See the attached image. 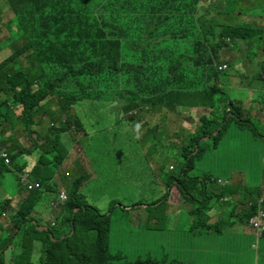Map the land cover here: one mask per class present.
I'll list each match as a JSON object with an SVG mask.
<instances>
[{
	"label": "trees",
	"instance_id": "1",
	"mask_svg": "<svg viewBox=\"0 0 264 264\" xmlns=\"http://www.w3.org/2000/svg\"><path fill=\"white\" fill-rule=\"evenodd\" d=\"M7 1L11 19L5 28L16 33H8L1 43L24 42L13 48L10 57L0 60V177L11 168L22 172L27 165L16 164L18 157L38 151V164L32 171L40 189L21 201L19 208H14L10 198L0 201V264H116L115 258H124L110 252V213H100L77 194L86 182V173L74 182L61 217L48 225L35 218L47 215V219L41 217L47 221L52 216L40 214L36 206L44 184L69 155L61 143L63 134H79L85 129L79 108L119 109L131 113L126 118L129 122L137 113L146 118L145 114L152 117L158 111L178 108L210 109L208 116L201 117V130L182 146L180 171L164 178V195L152 204L135 203L132 208L145 209L150 215L153 210L160 212L168 203L170 189L176 187L184 200L195 206L190 212L194 217L188 238L191 258L199 255L198 239L211 237L232 242L231 253L227 247L219 254L225 258L238 255L231 238L235 219L249 225L258 210L264 211L260 190L193 173L198 159L211 146L203 138L217 141L230 122L239 128L253 125L245 106L230 101L225 86L219 84L220 78L225 83L231 80L225 73L236 66L235 60L247 71L258 63L264 74V26L234 24L229 16V12L232 17L236 12L247 14L250 0ZM252 6L262 9L263 15V0ZM3 19L4 9L0 8V22ZM230 48H237L240 55L228 58L223 63L228 69L220 71L221 54ZM258 79L264 81V75ZM243 83L237 82L238 87L255 92L250 98L258 113L251 112L263 126L259 113L264 106V88L253 90ZM235 107L237 112L232 109ZM151 124L155 132L159 124ZM17 132L27 137L31 148H17ZM33 135L40 136V142ZM91 141L88 132L79 141L86 145L81 157L88 163L92 160L85 149ZM197 188L205 191L204 196ZM239 188L245 202L248 194L252 197L250 204L243 202L246 208L240 216L234 215L235 209L229 214L214 211L218 205L225 207L226 198ZM58 225L63 230L60 235L55 234ZM252 248L259 252V264H264V240L258 246L253 241ZM37 249L41 254L34 258ZM200 252L207 258L215 254L204 248ZM123 264L167 263L149 258Z\"/></svg>",
	"mask_w": 264,
	"mask_h": 264
},
{
	"label": "rangeland",
	"instance_id": "2",
	"mask_svg": "<svg viewBox=\"0 0 264 264\" xmlns=\"http://www.w3.org/2000/svg\"><path fill=\"white\" fill-rule=\"evenodd\" d=\"M257 2L258 0L247 2L249 12L244 16L242 11L234 13L233 17L229 12L232 22L238 25L254 26V23H257L264 26V12L261 15L262 9L252 6ZM0 8H4V20L0 22L1 43L8 33L13 35L16 32H9L5 28L6 22L11 19V9L6 0H0ZM23 42L24 40L19 39V42L7 43L4 49H0V60L10 57L13 48L15 46L18 48ZM1 47L3 46L0 45ZM247 47L249 48L248 44ZM246 51H244L245 56ZM239 55L237 48H230L222 52L219 63H225L228 58L235 59ZM232 62L233 59L231 66ZM235 65L225 73L231 80L225 83V80L220 78L219 84L225 86L224 90L230 101L240 102L245 106L246 114L253 119L252 128H239L235 123L230 122L217 141L203 138L202 140L211 146L198 159L193 175L200 177L213 175L215 179L223 181L234 179V182L244 178L243 185L235 183L233 186L248 185L252 189H259L262 194L260 187L264 185V142H260V136H264V123L261 126L257 117L251 112L252 109L256 112L257 108L250 98L255 92L239 88L237 82H244L241 85L245 88L247 82L253 90L261 89L264 88V81L259 80L258 77L264 74L258 63H254L248 71L236 60ZM237 76L239 79H235ZM260 108L262 110L259 116L262 119L264 106ZM232 109L235 112L238 110L236 107ZM209 112L210 109L201 107L195 110L178 108L173 113L158 111L152 114V117L145 114L146 118L139 117L140 114L137 113L138 118L131 117L133 122L128 120L127 122L126 118L130 117L131 113L119 109L108 112L79 108L78 113L85 124V129L77 132L79 134H63L61 143L71 159L69 162L64 161L52 172L51 180L44 184L37 202V212L42 215L52 213V216L47 221L41 219V217L47 219V215L35 216V218L41 224L48 225V221L61 217L63 206L59 208L53 206L58 202L57 190L63 188L68 193L74 181L86 173L88 175L83 179L86 182L77 194L80 198H84L87 205L95 207L100 213H110V252L114 257H124L115 258L116 264L149 258L165 261L167 264H259V252L253 250L252 242L254 241L258 246L263 242L264 237L257 236L250 224L246 225L240 220H237L231 235L234 241L233 249L239 253L238 255L225 258L218 251H225L228 247V252L231 253L232 242H223L221 239L211 237L198 239L201 248L197 249L196 253L199 255L191 258L188 245L192 243L188 238L194 217L190 211L194 210L195 206L185 201L176 187L170 189L168 203L161 206L160 212L153 210L150 215L145 209L132 208L135 203L152 204L164 195V178L180 171L183 160L182 146L186 145L191 134L201 130V117L208 116ZM150 122L159 124L155 132ZM13 125L16 126V123ZM85 132H88L92 138L90 147L85 149L92 163L84 160L85 170L83 174H79L78 165L84 154L82 147L86 146L79 141ZM45 133L48 134V131ZM17 136L19 139L17 148L32 147H29V140L21 132H17ZM33 137L40 142V136L33 135ZM213 142H215L214 146ZM39 155L38 151H35L33 155L19 156L16 164L27 165L26 170H31L37 164ZM11 169L0 177V201H3V198H10L15 205L14 208H19L21 201L26 200L29 193L27 186L20 182V174L17 170ZM38 172L41 173V170ZM33 180L34 177L29 176V182ZM204 192L197 188L198 194L204 196ZM243 192L239 188L233 196H228L227 208L220 211L231 212L233 209L231 202H234V215L240 216L245 210ZM262 197L264 200V196ZM251 201L252 197L248 194L245 203ZM81 203L84 204L83 201ZM115 203L118 206L114 207ZM9 210L8 216L12 212L11 209ZM62 233L63 230L58 225L55 234ZM38 246L39 244L36 245ZM203 248L214 250L215 254L207 258L200 252ZM10 252L11 250L7 252V261ZM34 253V258L40 257L41 253L38 249ZM189 256L188 260H182ZM38 260L39 258L34 262Z\"/></svg>",
	"mask_w": 264,
	"mask_h": 264
},
{
	"label": "clouds",
	"instance_id": "3",
	"mask_svg": "<svg viewBox=\"0 0 264 264\" xmlns=\"http://www.w3.org/2000/svg\"><path fill=\"white\" fill-rule=\"evenodd\" d=\"M6 3L8 5V1L6 0ZM4 9V8H2ZM4 20V19H3ZM6 45V44H4ZM223 65H227V64H220L219 65V70L220 71H224V70H221L220 69V66H223ZM228 69V65H227V68ZM225 69V70H226ZM173 113V112H172ZM34 154V153H33ZM4 157H6L5 154H3ZM39 158V157H38ZM71 159L70 155L67 156L66 160L67 162H69V160ZM5 161L8 163V159L6 158ZM84 160H82V158L80 159V165H78V168H79V174H83L84 170H85V167H86V164L84 163ZM37 164H38V161H37ZM35 167V166H34ZM33 167V168H34ZM33 168L31 170H26L24 169L22 172L21 171H17L19 174H20V182L25 184L27 186V189H28V196L26 198V200L29 199L30 195L33 193V191H35L36 189H40L39 185H38V181H37V176L33 173ZM75 170V169H74ZM85 174H83L80 178L76 179L74 182H76L77 180H81V178L84 176ZM29 176H32L34 177V180L33 182H29ZM85 184V183H84ZM83 184V185H84ZM74 186V185H73ZM83 187V186H82ZM73 188V187H72ZM80 190V189H79ZM72 191V189H70L67 193V191H65V189L63 188H59L58 191L56 192V195H57V204H53L54 208H59L60 206H64V204L66 203V201L68 200V196H69V193Z\"/></svg>",
	"mask_w": 264,
	"mask_h": 264
},
{
	"label": "crops",
	"instance_id": "4",
	"mask_svg": "<svg viewBox=\"0 0 264 264\" xmlns=\"http://www.w3.org/2000/svg\"><path fill=\"white\" fill-rule=\"evenodd\" d=\"M2 9V8H1ZM0 45L1 46H3L4 47V44H2V43H0ZM2 49V48H1ZM261 120V122L262 123H264V113H263V115H262V119H260ZM260 142H264V138H260ZM228 184H232V185H234L235 183L236 184H240V185H243V183H244V178L243 179H241L239 182H234L235 180L234 179H227V180H225ZM263 182V181H262ZM261 188V190H262V194L260 193V199H262L263 197L262 196H264V185L262 186V187H260ZM255 189V188H254ZM246 200V199H245ZM245 202V201H244ZM252 202V201H251ZM225 203H226V206L225 207H222V206H217L215 209H214V211L216 212L217 211V213H222V214H229L230 212H228L227 210L225 211V212H223V211H220L221 209H226L227 208V205L229 204V203H227V201H225ZM232 203V205H233V209H234V207H235V203L234 202H231ZM249 204H250V202H249ZM246 208V207H245ZM232 209V210H233ZM232 210H231V212H232ZM191 212V211H190ZM236 221L237 220H239L238 218H236L235 219Z\"/></svg>",
	"mask_w": 264,
	"mask_h": 264
},
{
	"label": "built area",
	"instance_id": "5",
	"mask_svg": "<svg viewBox=\"0 0 264 264\" xmlns=\"http://www.w3.org/2000/svg\"><path fill=\"white\" fill-rule=\"evenodd\" d=\"M227 65L220 66L221 70H225ZM250 224L257 230L256 235L261 237L264 231V211L258 210L257 215L250 219Z\"/></svg>",
	"mask_w": 264,
	"mask_h": 264
},
{
	"label": "water",
	"instance_id": "6",
	"mask_svg": "<svg viewBox=\"0 0 264 264\" xmlns=\"http://www.w3.org/2000/svg\"><path fill=\"white\" fill-rule=\"evenodd\" d=\"M206 139L209 140V137H207Z\"/></svg>",
	"mask_w": 264,
	"mask_h": 264
}]
</instances>
